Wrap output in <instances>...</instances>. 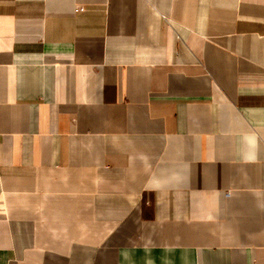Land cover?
<instances>
[{
    "label": "crops",
    "instance_id": "crops-1",
    "mask_svg": "<svg viewBox=\"0 0 264 264\" xmlns=\"http://www.w3.org/2000/svg\"><path fill=\"white\" fill-rule=\"evenodd\" d=\"M0 264H264V0H0Z\"/></svg>",
    "mask_w": 264,
    "mask_h": 264
}]
</instances>
